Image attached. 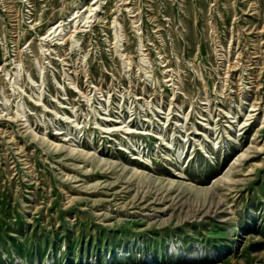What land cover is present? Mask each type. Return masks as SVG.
I'll return each instance as SVG.
<instances>
[{
  "label": "rangeland",
  "instance_id": "rangeland-1",
  "mask_svg": "<svg viewBox=\"0 0 264 264\" xmlns=\"http://www.w3.org/2000/svg\"><path fill=\"white\" fill-rule=\"evenodd\" d=\"M0 264H264V0H0Z\"/></svg>",
  "mask_w": 264,
  "mask_h": 264
},
{
  "label": "bare ground",
  "instance_id": "bare-ground-1",
  "mask_svg": "<svg viewBox=\"0 0 264 264\" xmlns=\"http://www.w3.org/2000/svg\"><path fill=\"white\" fill-rule=\"evenodd\" d=\"M97 3V1H95L93 4L95 5ZM88 10V7H86V9H85V11H87ZM78 17V15H75V18L74 19H76ZM89 16H85V17H83V20L85 19V18H88ZM61 24H58V26H56V29L54 30V31H56L57 29H58V27L60 26ZM53 31V32H54Z\"/></svg>",
  "mask_w": 264,
  "mask_h": 264
}]
</instances>
